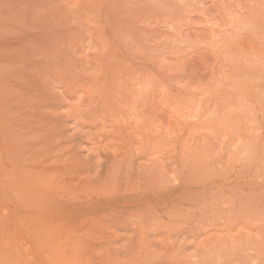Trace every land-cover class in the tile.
<instances>
[{
    "label": "rangeland",
    "instance_id": "374dc122",
    "mask_svg": "<svg viewBox=\"0 0 264 264\" xmlns=\"http://www.w3.org/2000/svg\"><path fill=\"white\" fill-rule=\"evenodd\" d=\"M0 264H264V0H0Z\"/></svg>",
    "mask_w": 264,
    "mask_h": 264
}]
</instances>
